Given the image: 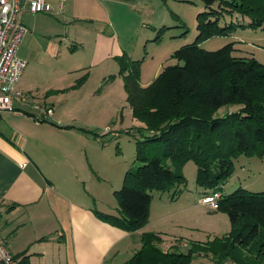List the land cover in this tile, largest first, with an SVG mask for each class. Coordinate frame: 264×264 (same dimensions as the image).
<instances>
[{"label":"trees","instance_id":"trees-1","mask_svg":"<svg viewBox=\"0 0 264 264\" xmlns=\"http://www.w3.org/2000/svg\"><path fill=\"white\" fill-rule=\"evenodd\" d=\"M201 1L206 10L196 15L195 40L171 56L181 64L165 66L143 87L139 84L142 61L126 53L116 57L126 102L143 130L142 139L135 141L136 160L142 164L126 170L121 188L113 191L120 214L93 212L127 233L140 230L149 219L151 192L178 197L186 183L181 170L192 161L197 167L196 183L204 189L200 200L219 193L218 207L211 211L226 214L231 222L226 239L219 244L221 239L214 238L209 245L220 246L210 252L216 258L213 264H226L227 259L234 264H264V191L239 187L227 195L222 192L238 156L264 154V63L234 57L231 44L212 52L199 47V42L228 35L237 27H264V0ZM214 6L248 21L220 26V19L208 12L217 13ZM166 29L159 28L153 41L161 40ZM226 105L238 110L217 116ZM253 239L257 240L254 255L235 253L236 247L246 248ZM158 242L152 233L142 234L139 250L125 264H191L196 254L194 247L163 252L156 247ZM20 257H14L17 264H28Z\"/></svg>","mask_w":264,"mask_h":264},{"label":"crops","instance_id":"crops-1","mask_svg":"<svg viewBox=\"0 0 264 264\" xmlns=\"http://www.w3.org/2000/svg\"><path fill=\"white\" fill-rule=\"evenodd\" d=\"M46 1L51 13L20 15L28 31L17 51L21 59H29L39 47L55 44L62 35L51 36L43 27L56 24L67 34L65 44L58 41L64 53L82 50L87 55L89 63L80 69L101 66L99 73L113 76L119 71L116 57L126 53L135 60L125 44L135 48L144 41L143 48L154 46L159 42L153 41L156 30L175 25L157 0ZM147 17L150 29L143 25ZM41 38L44 41L39 43ZM144 63L145 59L139 83L143 87L164 68L163 62L152 58V67H146L147 79L142 81ZM34 102L20 105L15 101V112L0 114V231L9 253L21 256L19 260L25 258L28 264H125L141 246V229L127 233L95 215L94 210L113 211L104 209L99 197L80 187L86 171L80 166V175L72 165L76 149L65 140L78 130L54 120L52 113L43 116L35 108L42 105Z\"/></svg>","mask_w":264,"mask_h":264},{"label":"rangeland","instance_id":"rangeland-1","mask_svg":"<svg viewBox=\"0 0 264 264\" xmlns=\"http://www.w3.org/2000/svg\"><path fill=\"white\" fill-rule=\"evenodd\" d=\"M157 1L165 9L166 15L172 17L174 27L165 25V33L154 46L148 44L143 48L144 41L140 46L139 43L135 45V48L133 44L124 45L133 52L135 60L147 61V64L144 63L145 73L142 81L147 79L146 67H152V58L163 62L164 67L179 63L171 58L172 54L181 46L195 40L196 15L206 10L201 0ZM140 8L143 9L144 6ZM215 9L217 13L212 10L208 12L210 16L215 15L220 19V26L230 22L246 24L248 21L247 17L237 13L228 15V11L223 8ZM147 19L148 17L143 21V25L150 29ZM157 22L171 24L168 21ZM55 25L52 24L51 28L44 26L43 30L51 36L61 34L58 41L65 44L67 34L62 33ZM156 34L157 30L155 36ZM43 41L41 38L38 42ZM58 41L44 46L42 50L39 47L38 53L25 59L27 66L23 70L22 80L16 85V90L27 95L28 103L36 99L34 103L42 105V108L49 106L54 120L72 124L73 126L69 127L78 130V134H68L65 140L76 149V159L71 162L72 165L80 175V166L86 171L80 187H86L93 196L99 197L104 209L113 211L106 214L118 215L120 212L117 211L113 191L121 188L126 170L134 171L142 164L136 160L135 155V141L142 139L143 135V130L139 129L141 124L131 115L122 78L118 74L113 75V78H109V74L104 76V73H99L101 66L88 68L90 72L88 69H80L84 63H89L87 55L82 50H67L68 52L64 53ZM228 44L233 47L234 57H253L264 63V27H237L228 35L215 36L199 42V47L212 52ZM108 62L110 60L102 64L103 69ZM58 69L62 71V75H56ZM237 110V106L226 105L219 110L217 116L223 117ZM233 163L234 170L222 186L224 195L239 187L251 192L264 191V154L250 157L241 155ZM196 169V164L192 161L182 168L181 173L186 183L178 197L171 199L169 192H151L149 219L140 233L155 235L156 239H159L156 247L163 252H186L194 247L196 254L191 258V264H213L216 258L210 252L219 250L220 246L209 245L214 238L221 239L217 240V243L226 239L232 227L226 214L211 211L200 203L204 189L196 183ZM257 240L253 239L246 248L236 247L235 253H239V256L254 255L257 245L256 248L253 246ZM226 264L234 262L227 259Z\"/></svg>","mask_w":264,"mask_h":264},{"label":"built area","instance_id":"built-area-1","mask_svg":"<svg viewBox=\"0 0 264 264\" xmlns=\"http://www.w3.org/2000/svg\"><path fill=\"white\" fill-rule=\"evenodd\" d=\"M62 10L60 5L59 10ZM51 13L52 7L46 0H0V114L15 112L14 102L20 105L28 103L27 95L16 90L20 75L27 63L17 55L21 40L27 29L20 22V15ZM40 110L43 116L51 114L50 109ZM219 193L204 196L200 203L210 210L218 207ZM4 237L0 231V264H17V260L9 253Z\"/></svg>","mask_w":264,"mask_h":264}]
</instances>
